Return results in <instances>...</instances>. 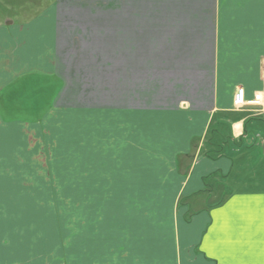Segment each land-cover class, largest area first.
Listing matches in <instances>:
<instances>
[{
  "label": "crops",
  "instance_id": "crops-1",
  "mask_svg": "<svg viewBox=\"0 0 264 264\" xmlns=\"http://www.w3.org/2000/svg\"><path fill=\"white\" fill-rule=\"evenodd\" d=\"M36 2L0 20V264H264V119L233 109L264 90V0ZM68 34L143 35V105L102 93L120 64L90 91L53 67ZM20 130L29 154H5Z\"/></svg>",
  "mask_w": 264,
  "mask_h": 264
},
{
  "label": "rangeland",
  "instance_id": "rangeland-1",
  "mask_svg": "<svg viewBox=\"0 0 264 264\" xmlns=\"http://www.w3.org/2000/svg\"><path fill=\"white\" fill-rule=\"evenodd\" d=\"M12 1L13 0H0V20L3 21L5 24L7 22L4 18L5 16H7L8 19H11L12 17H13L12 19H14L17 18V13L19 12L21 14V17L23 18L22 20L23 23L21 24L29 25V23L32 20H34L33 12L36 9H40L41 4H44V3L36 2L39 0H15L14 2ZM45 3L46 5H48L47 1ZM22 35L24 36L26 34H22ZM51 51H52L51 62L53 67L56 65L57 67L60 68L61 67L60 64H61L63 65L62 68H64L65 74L67 76H70V78L75 79L78 77V79L80 80L81 78H83V80L85 81L84 83L86 86L85 88L88 87L87 90L89 91L92 90L91 85H93L91 84V80L93 79H90L91 77L89 78L90 74L94 73L107 77L109 74H111V72L109 71L107 72L106 70L108 68L113 69L111 67L113 63L116 65L120 64L116 68L119 70V72H114V74L121 75V79L126 77L125 84L117 83L118 86L120 85L122 86V89H119V87H115L113 85H110L111 88L110 87L101 88L100 86L99 89L101 88L102 93L105 94V97L108 96V94H106L107 89H109L112 92L116 91V94L120 92V90L124 91L126 89V96H130L131 98L130 101L133 107L143 105V35H90V34L53 35ZM41 55L42 58L43 56H49L47 50L44 49L41 51ZM107 64L110 67H107ZM126 66L130 68H127ZM104 71L106 72L104 73ZM109 77L110 76H108V78ZM86 82H88V84ZM102 82H103L102 84L108 86L106 82L105 83L104 81ZM77 86H78L77 83L71 82L70 88L77 89ZM120 96H123V93H121ZM26 101L30 104L31 98L26 97ZM118 101L120 103L123 100L121 101L118 100ZM55 114L57 116L54 117V119H57L58 123L60 122L68 123L71 122L70 120L74 121V117H75L74 111L60 112ZM115 114L117 116V119L120 118V116H122V114L120 113H115ZM29 119H32V115L29 116ZM118 122L122 123V121H118ZM18 132H13L12 138L15 139L14 135L16 133L20 134L19 146L14 147V149L10 147L9 150L7 147L1 149L5 154L15 153V154H20V156H26L29 154L28 150H30V146L27 143V139L25 136L26 132L22 130ZM108 132L109 131H101V135H107L108 137L111 136L112 134H108ZM38 133L39 134L42 133L41 142H43L44 141L43 132L36 131L35 134L37 135V137H38ZM65 135L66 134L63 135V139H65ZM67 148L61 146L52 147L51 152L54 154V159H56V162L55 163L52 162V164L47 163L46 165H48L49 169H56V170L74 169L75 164L72 163V159H74V153L72 150L70 151L67 150ZM49 150L50 148L44 146L43 143L42 145H39L36 148L35 153L39 154L40 156L39 159L40 161H42L41 162L42 164L40 165L45 166L44 164L45 162H43V160L46 158L47 151L50 152ZM71 154L72 156L68 157V155ZM20 158H24V157H20ZM14 166H18V165L14 164ZM20 167H24L25 169L33 168L32 163L29 162L21 163Z\"/></svg>",
  "mask_w": 264,
  "mask_h": 264
},
{
  "label": "built area",
  "instance_id": "built-area-1",
  "mask_svg": "<svg viewBox=\"0 0 264 264\" xmlns=\"http://www.w3.org/2000/svg\"><path fill=\"white\" fill-rule=\"evenodd\" d=\"M253 108L255 116L264 119V90L256 92L251 98L247 96L244 88L239 87L233 97V109L235 111H243Z\"/></svg>",
  "mask_w": 264,
  "mask_h": 264
}]
</instances>
